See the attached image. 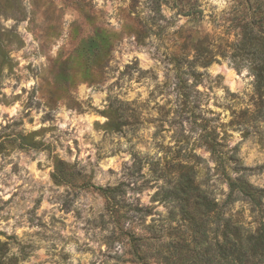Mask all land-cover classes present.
<instances>
[{
  "label": "rangeland",
  "instance_id": "1",
  "mask_svg": "<svg viewBox=\"0 0 264 264\" xmlns=\"http://www.w3.org/2000/svg\"><path fill=\"white\" fill-rule=\"evenodd\" d=\"M225 2L228 7L217 13L218 3L212 0H105L106 5H115L114 12L107 7L96 8L93 0H0V114L7 118L2 107H11L27 93L17 113L19 118L0 125V160L13 149L27 152L52 148L51 143L34 137L53 128L27 135L22 130L25 122H34L32 112L41 108V101L35 99L38 92L50 107L41 123L54 120L51 108L70 89L78 83L103 82L119 68L118 63L113 64L117 57L135 53L131 63L124 64L108 85L109 89H122L127 77L131 82L128 90L135 95L131 99L106 96L108 108L96 110L108 120L104 125L93 121V130L102 135L93 145L96 159L86 158L90 165L87 172L83 165L77 167L76 160L68 164L56 159V171L49 174L53 183H67L79 191L65 189L62 196H57L62 199L59 210L65 219L52 216L48 224L35 216L34 208L42 202L36 197L34 208L27 210L29 225L42 229L34 235L64 240L57 225L68 228L72 215L75 220L83 218L80 230L86 235L91 232L97 244L96 249H77L95 254L87 264H182L181 259L190 264L187 249L197 247L199 251L214 245L217 233L215 220H211L207 243L191 241L187 222L170 193L183 173L190 174L218 203L224 216L244 230L252 231L264 221L244 197L237 193L228 197L226 174L242 176L253 186L264 188V92L260 94L254 88L250 69L254 59L237 46L243 15L248 12V20L254 15L256 0ZM113 20L119 24L118 31L113 30ZM98 32L106 34L110 44L91 49L87 40ZM41 55L47 61L43 75L34 63ZM149 60L152 63L147 68L139 67ZM214 68L221 71L212 76L210 69ZM244 69L247 72L242 76ZM134 72L137 75L133 79ZM229 73L234 75L230 77ZM37 77L39 83L23 87ZM228 80L231 82L224 84L221 102L215 89ZM242 80L247 83L232 91ZM141 96L143 99H138ZM51 139L60 143L58 136ZM210 140L217 144L219 158L208 148ZM106 147L108 151L104 152ZM73 148L79 154V140H72L69 155ZM124 155L128 159L121 158L117 167L99 166L104 160L114 164L115 158ZM17 167L13 165V170ZM97 174L103 184L93 183ZM81 196V207L73 211L72 205ZM11 200L9 197L0 203V212ZM134 237L135 242H131ZM1 243L9 259L5 264H22L39 247L21 243L15 234ZM131 243L145 252L142 260L136 259ZM13 246L19 255H9ZM54 255H59L56 264H70V253L61 249ZM77 264L82 262L78 259Z\"/></svg>",
  "mask_w": 264,
  "mask_h": 264
},
{
  "label": "clouds",
  "instance_id": "2",
  "mask_svg": "<svg viewBox=\"0 0 264 264\" xmlns=\"http://www.w3.org/2000/svg\"><path fill=\"white\" fill-rule=\"evenodd\" d=\"M93 3L98 9L107 7L109 12H114L115 5H106L105 0H93ZM212 3H218L216 8L217 13L228 7L225 0H212ZM7 23L10 24L12 21H8ZM180 23H184V21L181 20ZM113 25H115L113 30L118 31L119 24H116L115 20H113ZM109 27L111 28L112 25H109ZM33 43L35 44V42ZM54 54L53 52L52 55ZM134 54L135 53H132L131 55ZM131 55L125 56L123 59L117 57L116 61H113V64L118 63L119 68L110 74V78L105 79L103 82L78 83L76 87L70 89L66 96L57 101L55 108H51V112L55 117L54 120L41 123V117L50 111V107L46 103V99L42 98L41 93L38 92L35 99L41 101V108L38 111L32 112L34 122L32 124L25 122L22 126V130L24 134L27 135L41 128H53V131L45 132L43 136L36 135L34 137L36 141L43 140L44 144L51 143L52 148L29 149L27 152L13 149L0 160V203L12 197L11 202L5 205L4 210L0 212V232L6 234L0 235V242H7L8 236L15 234L16 238L21 243L31 242L39 246L28 260L22 261V264H40L41 261H43L44 264H56V262L59 261V255L54 254L59 253L61 249L71 254L70 264H77L78 259L82 264H87L89 260L95 259V254L77 251L78 248L82 247L97 248V244L91 239L92 233L88 232L86 235L85 231H81L79 228V225L84 222L83 218L75 220L74 216L70 215L68 217V228L60 229L59 225H57V230L61 232L64 240L42 239L34 235V233L40 232L42 229L29 225L27 210L34 208L36 197L39 196L42 198V202L38 207L34 208L37 218L42 219L44 224H48L52 216L65 219L62 211L59 210L62 199L58 200L57 196H62V194L65 193V189H68L69 192L79 191V189L72 188L67 183H53V179L50 178L49 174L56 171L55 161L57 158L68 164L76 160L78 161L77 167L83 165V170L85 172L88 171L90 165L89 160L86 158L90 157L91 160L96 159V149L93 145L100 141L102 135V132L93 130V121H99L100 125H104L108 120L107 116L97 115L96 110H106L108 108L109 102L105 99L106 96H120L122 99H131L135 95L134 91L129 92L128 90V84L131 82L128 81L127 77L124 78V88L115 89V87H113V89H109L108 87V85L112 84L113 79L119 75L124 64L131 63ZM143 59L144 57H142V60ZM34 63L40 67L41 75H43L47 67L45 57L41 55ZM151 63L152 61L150 60L146 63L142 62L139 67L147 68ZM210 71L212 76H215L216 73L221 70L219 68H214L210 69ZM246 72L247 69H244L242 76ZM136 75L137 73L134 72L133 79ZM232 75H234V73H229L230 77ZM39 82V77H37L35 81L29 79L23 87L30 88V85ZM230 82V80L224 81L215 89V93L221 98V102H223L225 95L224 84H229ZM244 83H247V80H242L241 83L232 87V91H238ZM131 86L133 89L137 88L134 83ZM138 90L143 91L142 89ZM5 91L7 92L8 89L6 88ZM16 91L18 92L19 88H17ZM126 92L128 93L127 95H125ZM144 95L146 96L147 92H144ZM26 99L27 93H24L21 100L15 102L11 107H2V112L8 115L7 118H4V116L0 114V125L11 123L13 119L19 118L17 113L23 107ZM138 99H143V96ZM153 115H155V113H153ZM224 115L226 117L227 113L225 112ZM148 131L151 132L152 129ZM65 132H67V135H65ZM85 133H88L87 137L84 136ZM53 136H58L60 138V143L51 139ZM73 139L80 141V152L77 154L76 149L73 148L72 154L69 155L67 149L71 147ZM122 146L127 148L128 144L124 143ZM103 151L107 152L108 148H104ZM90 154L92 155L90 156ZM121 158L124 160L128 159V157L124 155L115 158L116 163L114 164H109L108 160H104L103 162H99V166L100 168H106L107 166L117 167ZM13 165L18 166L15 171L13 170ZM37 165H39V167H37ZM97 181L100 184L104 183L103 180H100L99 174H97L93 183ZM13 193L18 194L13 196ZM21 196L24 198L21 199ZM82 199L83 196L75 201L72 205L73 211L81 207ZM147 199L148 197L145 195V203H147ZM52 245H55V247L53 248ZM118 249L119 245H117V250ZM12 253L19 255L16 246L11 248L9 255Z\"/></svg>",
  "mask_w": 264,
  "mask_h": 264
},
{
  "label": "trees",
  "instance_id": "3",
  "mask_svg": "<svg viewBox=\"0 0 264 264\" xmlns=\"http://www.w3.org/2000/svg\"><path fill=\"white\" fill-rule=\"evenodd\" d=\"M262 1L256 0L254 15H250L249 20L248 12L243 15L237 45L241 53L250 55L254 59L250 69L254 76V88L260 94L264 92V8L261 7ZM109 44L108 36L101 32L87 40V45L91 49ZM207 145L211 153L219 158L217 144L210 140ZM225 179L229 188L228 197L234 193L241 195L264 217V188L253 186L242 176L232 178L226 174ZM97 189L107 191L105 188L97 187ZM170 193L177 201L182 218L187 222L188 235L193 243L199 241L205 243L209 222L215 220L216 223L217 236L214 245L210 244L199 251L197 247L187 249L190 264H264V221H261L252 231L244 230L240 224L224 216L218 203L209 198L188 173L179 175ZM135 240L134 237L131 242ZM131 244L136 259L142 260L145 252L139 250V245ZM8 261L4 243L0 242V264ZM181 263L187 264L182 259Z\"/></svg>",
  "mask_w": 264,
  "mask_h": 264
}]
</instances>
